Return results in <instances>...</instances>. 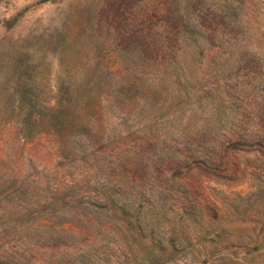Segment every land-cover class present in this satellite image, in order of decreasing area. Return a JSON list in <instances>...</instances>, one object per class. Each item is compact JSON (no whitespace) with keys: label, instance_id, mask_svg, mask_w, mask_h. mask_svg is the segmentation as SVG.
Instances as JSON below:
<instances>
[{"label":"rangeland","instance_id":"rangeland-1","mask_svg":"<svg viewBox=\"0 0 264 264\" xmlns=\"http://www.w3.org/2000/svg\"><path fill=\"white\" fill-rule=\"evenodd\" d=\"M0 264H264V0H0Z\"/></svg>","mask_w":264,"mask_h":264},{"label":"trees","instance_id":"trees-1","mask_svg":"<svg viewBox=\"0 0 264 264\" xmlns=\"http://www.w3.org/2000/svg\"><path fill=\"white\" fill-rule=\"evenodd\" d=\"M184 32H185V30H184ZM156 36H158V39L161 40L160 41L161 44H159V47H158L159 54H161V55L164 54V56H167L170 53H172V51L175 50L174 45L177 43V41H178L179 38H176V37H173L172 38L170 36L169 30H167L165 26H159L158 30L156 31ZM195 41H197V40H195ZM195 43L197 44V42H195ZM159 66H161V65H159ZM191 146H193V145L191 144ZM165 148H168L170 150L172 149V147H168V146H165ZM182 152H184V151H178L177 150L174 153H171L170 156H168V158H172L173 157L172 160L174 162V167L170 170V176L168 178H165L164 177V181L166 182L164 184L165 185L164 186L165 187V190H168V189L171 190L172 189L171 185H168L167 182L169 184H172L174 182H178L179 181V177L178 176L180 175L179 174V171H180L181 168L183 169V167H185V165H189V166H191V164L192 165H197V163H194L193 162L191 156H188V154H186V155L185 154H182ZM162 153H164V151H162ZM167 153H169V152H165V154H167ZM157 172L159 174L162 173L159 170H157ZM159 174L153 175V173L150 171L149 172V176H148L147 179L151 180V182L152 181L153 182H158V177H156V176L159 175ZM144 189L146 190V188H144ZM147 191L149 193L151 192V190H147ZM159 198H160V196L157 198V200ZM153 200H155V198H153ZM154 208H155L154 207V204H152V209H154Z\"/></svg>","mask_w":264,"mask_h":264}]
</instances>
